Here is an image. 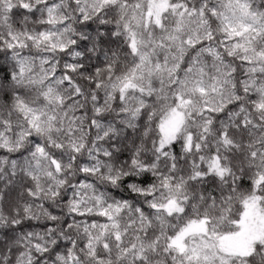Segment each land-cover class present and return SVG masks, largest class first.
<instances>
[{"label":"trees","instance_id":"1","mask_svg":"<svg viewBox=\"0 0 264 264\" xmlns=\"http://www.w3.org/2000/svg\"><path fill=\"white\" fill-rule=\"evenodd\" d=\"M251 204L264 0H0V264H264L221 247Z\"/></svg>","mask_w":264,"mask_h":264},{"label":"rangeland","instance_id":"2","mask_svg":"<svg viewBox=\"0 0 264 264\" xmlns=\"http://www.w3.org/2000/svg\"><path fill=\"white\" fill-rule=\"evenodd\" d=\"M165 8V2H151V10L155 16V20H158L160 12ZM203 21L197 15L188 16L183 25V36L186 42H191L195 39L200 30H202ZM183 115L179 111H173L168 119L161 125V141L160 148L169 145L175 138L176 134L182 124ZM213 168L217 171V159L212 161ZM218 172V171H217ZM168 212H179L180 208L173 202H168L165 206ZM203 231V226H191L188 230L183 232L176 240L175 243L181 246L183 237L193 232ZM264 237V212H261L255 204L248 206L246 213L241 221L240 231L233 236L226 237L221 242V247L229 254L235 255H247L250 251L251 245Z\"/></svg>","mask_w":264,"mask_h":264}]
</instances>
